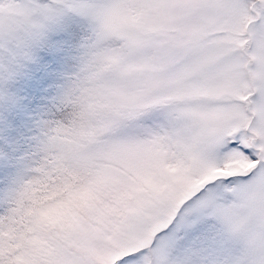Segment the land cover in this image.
I'll return each instance as SVG.
<instances>
[{
    "label": "snow or ice",
    "instance_id": "1",
    "mask_svg": "<svg viewBox=\"0 0 264 264\" xmlns=\"http://www.w3.org/2000/svg\"><path fill=\"white\" fill-rule=\"evenodd\" d=\"M0 264H264V0H0Z\"/></svg>",
    "mask_w": 264,
    "mask_h": 264
}]
</instances>
